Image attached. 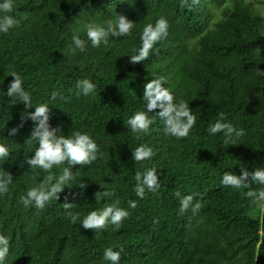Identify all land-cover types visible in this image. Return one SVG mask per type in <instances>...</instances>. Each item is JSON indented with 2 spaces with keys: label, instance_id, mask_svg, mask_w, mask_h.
Returning <instances> with one entry per match:
<instances>
[{
  "label": "trees",
  "instance_id": "obj_1",
  "mask_svg": "<svg viewBox=\"0 0 264 264\" xmlns=\"http://www.w3.org/2000/svg\"><path fill=\"white\" fill-rule=\"evenodd\" d=\"M15 3L19 26L0 34V91L6 93L12 75H20L33 107H51L50 125L57 134L87 132L97 142L99 156L91 165L72 168V187L66 186L58 201L43 209L23 206L21 196L49 175L58 179L68 165L51 172L31 169L25 158L34 156L38 146L28 140L34 123L24 121L18 134L10 136L25 109L0 95V142L10 150L0 168L13 176L9 191L0 195V234L10 241L6 264H110L104 260L107 248L120 252V264H264V201L254 205L242 195L249 189L220 183L224 172L240 175L241 168L264 167V77L257 74L258 68L264 71L260 11L247 0ZM116 16L136 23L131 37H110L99 48L89 44L83 53L69 51L73 35L86 39L89 23L102 25ZM161 17L169 22L168 37L153 46L146 60L131 62L143 28ZM161 77L167 81L163 86L188 102L196 116L185 138L165 134L155 116L160 109L149 113L154 123L148 133L127 126L143 109L144 84ZM84 78L96 85L95 94L76 95V82ZM53 92L64 99L51 101ZM221 112L245 131L233 145H224L222 134L207 132ZM140 145L152 149L151 161H133L132 150ZM151 167L158 170L160 187L140 199L135 175ZM176 192L194 194L200 210L181 214ZM130 200L136 201L135 208L129 207ZM65 202L75 203V223L64 211ZM110 205L129 212L119 228L82 226L91 211Z\"/></svg>",
  "mask_w": 264,
  "mask_h": 264
},
{
  "label": "clouds",
  "instance_id": "obj_2",
  "mask_svg": "<svg viewBox=\"0 0 264 264\" xmlns=\"http://www.w3.org/2000/svg\"><path fill=\"white\" fill-rule=\"evenodd\" d=\"M182 4H187L188 0H181ZM197 0H193V3ZM134 22L126 16H116L115 19H108L104 24L89 23L86 27V39H82L78 35H73L72 45L69 51L75 54L77 51L83 53L90 44L93 48H99L101 44H107L110 37H131L135 27ZM19 26L16 19V3L15 0H0V34H8ZM169 22L166 18H159L156 22L148 23L141 34V46L139 50H134L135 54L129 55L130 61L139 63L146 60L153 46L169 35ZM259 76L264 77V71L257 70ZM14 80L10 83L7 92L0 91L3 97L12 98L9 103H20L24 106L25 111L21 115L22 123L18 127L9 130L10 136H15L23 127V122L30 119L34 123L31 136L28 138L29 143L37 142L34 156L25 158L31 169H41L51 172L54 166L58 167L67 163L68 167L63 169L62 175L55 179L49 175L46 180L39 183L38 186L29 189L24 196L20 197V203L25 207L34 206L43 209L49 202L58 201L60 193L65 187L71 188L73 181L72 168L76 165H91L98 159L99 148L97 142L90 134L83 131H75L70 136L57 134L58 129L50 125V109L48 103H41L33 107L32 96L24 88V81L18 74H13ZM167 81L164 78H154L143 86V109L135 112L131 118L127 120V126L134 133H148L154 120L149 115L153 111L160 109L155 114L163 124L166 135L176 137L178 139L185 138L196 124V116L189 108V103L183 100H177L174 93L169 87H164ZM76 95L89 96L96 93V85L88 78L80 79L76 82ZM64 99L59 92H53L51 101ZM34 111H27L33 109ZM207 132L211 136L217 134L223 135L224 145H233L235 142L245 135V131L237 128L231 122H228V116L221 112L215 123L211 124ZM10 157L9 145L0 142V161H6ZM153 151L147 145H140L132 150V159L136 163L151 161ZM228 155H224V160L228 159ZM136 185L134 191L140 199L145 197L147 192H154L160 187L158 179V170L155 167L148 168L146 171L137 172L135 175ZM13 183V176L0 168V195L9 191L10 185ZM222 186L230 187L235 190L249 189L242 193L252 204H258L264 201V167L255 168L253 171L241 168V174L234 172H224L221 181ZM261 186L259 191L252 190L253 185ZM82 189L87 188L86 183H80ZM105 196L112 193L104 192ZM175 195L180 200L181 214L189 209L196 214L201 204L194 203V194L182 196L180 192ZM75 207V203L65 202L63 208L67 216L75 223L79 219L78 214L71 211ZM129 207L135 208L136 201L130 200ZM129 212L126 209L110 205L99 211H91L82 220V226L85 229L103 230L108 225L119 228L123 220L128 217ZM10 252L9 238L0 234V264H6V260ZM104 260L110 264H120L121 254L112 248H107L104 252Z\"/></svg>",
  "mask_w": 264,
  "mask_h": 264
},
{
  "label": "rangeland",
  "instance_id": "obj_3",
  "mask_svg": "<svg viewBox=\"0 0 264 264\" xmlns=\"http://www.w3.org/2000/svg\"><path fill=\"white\" fill-rule=\"evenodd\" d=\"M247 1H249V2L254 6L255 9H257V10L260 11V13H261V15H262V17H263V19H264V7H263V4H262V1H263V0H247ZM225 2H226V1H225ZM225 2H224V3H225ZM214 11H215L216 15H217L218 13H220V9H219L218 7H216V8L214 9Z\"/></svg>",
  "mask_w": 264,
  "mask_h": 264
}]
</instances>
